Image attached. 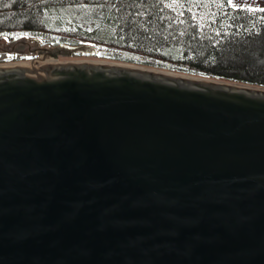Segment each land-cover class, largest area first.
<instances>
[{"label": "water", "instance_id": "1", "mask_svg": "<svg viewBox=\"0 0 264 264\" xmlns=\"http://www.w3.org/2000/svg\"><path fill=\"white\" fill-rule=\"evenodd\" d=\"M0 38V264H264V88Z\"/></svg>", "mask_w": 264, "mask_h": 264}, {"label": "trees", "instance_id": "2", "mask_svg": "<svg viewBox=\"0 0 264 264\" xmlns=\"http://www.w3.org/2000/svg\"><path fill=\"white\" fill-rule=\"evenodd\" d=\"M260 9L235 0H0V38L101 49L108 62L264 88V66L249 69L264 51Z\"/></svg>", "mask_w": 264, "mask_h": 264}, {"label": "rangeland", "instance_id": "3", "mask_svg": "<svg viewBox=\"0 0 264 264\" xmlns=\"http://www.w3.org/2000/svg\"><path fill=\"white\" fill-rule=\"evenodd\" d=\"M236 4H252V5H258L261 7H264V0H235ZM15 39H11L8 41H13ZM41 46H49V47H56L52 45H41ZM95 53L91 52H73V53H68L67 56L69 57H93V58H100L103 59V55L106 53L101 49H94ZM259 54L262 56H258V54L255 56V59L252 63H250V70L251 71H257L263 68L264 66V51L259 50ZM51 57L54 60L56 59V56L53 55H17L15 53H2L0 54V64H16V63H27V62H32V61H37V60H46L43 59Z\"/></svg>", "mask_w": 264, "mask_h": 264}, {"label": "bare ground", "instance_id": "4", "mask_svg": "<svg viewBox=\"0 0 264 264\" xmlns=\"http://www.w3.org/2000/svg\"><path fill=\"white\" fill-rule=\"evenodd\" d=\"M43 59H46V60H54V59L51 58V57H48V58H44V57H43Z\"/></svg>", "mask_w": 264, "mask_h": 264}, {"label": "snow or ice", "instance_id": "5", "mask_svg": "<svg viewBox=\"0 0 264 264\" xmlns=\"http://www.w3.org/2000/svg\"><path fill=\"white\" fill-rule=\"evenodd\" d=\"M261 11H264V9H260Z\"/></svg>", "mask_w": 264, "mask_h": 264}]
</instances>
